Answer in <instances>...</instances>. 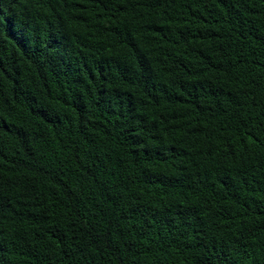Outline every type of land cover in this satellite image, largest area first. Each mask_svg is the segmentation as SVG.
Here are the masks:
<instances>
[{
	"label": "trees",
	"instance_id": "trees-1",
	"mask_svg": "<svg viewBox=\"0 0 264 264\" xmlns=\"http://www.w3.org/2000/svg\"><path fill=\"white\" fill-rule=\"evenodd\" d=\"M0 264H264V0H0Z\"/></svg>",
	"mask_w": 264,
	"mask_h": 264
}]
</instances>
